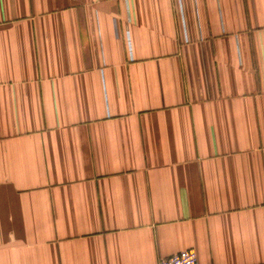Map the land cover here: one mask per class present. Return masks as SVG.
<instances>
[{"label":"crops","instance_id":"0c3cea01","mask_svg":"<svg viewBox=\"0 0 264 264\" xmlns=\"http://www.w3.org/2000/svg\"><path fill=\"white\" fill-rule=\"evenodd\" d=\"M264 264V0H0V264Z\"/></svg>","mask_w":264,"mask_h":264},{"label":"built area","instance_id":"2783aa9c","mask_svg":"<svg viewBox=\"0 0 264 264\" xmlns=\"http://www.w3.org/2000/svg\"><path fill=\"white\" fill-rule=\"evenodd\" d=\"M180 1V0H179ZM158 264H201L193 250H185L166 259H161Z\"/></svg>","mask_w":264,"mask_h":264}]
</instances>
